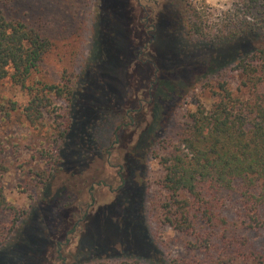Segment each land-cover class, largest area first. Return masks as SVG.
Masks as SVG:
<instances>
[{
  "label": "trees",
  "instance_id": "1",
  "mask_svg": "<svg viewBox=\"0 0 264 264\" xmlns=\"http://www.w3.org/2000/svg\"><path fill=\"white\" fill-rule=\"evenodd\" d=\"M181 1L180 8L145 12L148 40L132 47L123 36L125 13L119 0H98L94 22L86 21L91 46L86 61L74 63V78L67 74L61 85H42L41 90L66 104L57 114V135L40 149L44 162L53 160L40 198L22 209L6 199L0 185V212L10 216L0 238V264H42L48 242L55 248L50 264H264V251L247 237L231 236L225 217L216 213L218 194L237 186L242 224L264 229V0H237L217 18ZM11 3L0 0V80L30 91L28 82L51 41L16 15ZM156 41L164 52H149ZM203 50H209L203 57L191 55ZM129 55L152 68L146 99L150 110L137 102L102 136L98 120L109 107L108 79ZM213 76L217 84L211 106L198 105L185 115L178 132L164 136L188 90ZM235 76L248 97L229 87ZM42 101L33 96L22 105L0 102V116L7 120L20 110L35 125L42 117ZM94 143L101 147V157L93 154ZM5 147V137H0V165ZM150 151L162 171L164 221L191 237L186 242L194 251L191 257L171 256L148 226ZM102 190L106 198L99 197ZM81 226L92 229L89 246L74 241Z\"/></svg>",
  "mask_w": 264,
  "mask_h": 264
},
{
  "label": "rangeland",
  "instance_id": "2",
  "mask_svg": "<svg viewBox=\"0 0 264 264\" xmlns=\"http://www.w3.org/2000/svg\"><path fill=\"white\" fill-rule=\"evenodd\" d=\"M188 1L201 8L209 17L217 18L223 10L231 8L237 0ZM97 2L98 0H12L11 5L16 15L37 26L51 41L50 50L44 55L38 70L33 72L28 82L31 86L30 91L20 88L9 79L0 80V102L15 100L22 105L33 96L43 97L42 117L35 125L30 124L20 110L12 112L7 120L0 116V137H5L6 145L3 165H0V185L6 199L19 208L30 209L33 200L40 198L41 188L49 178L50 167L53 163V160L44 162L40 149L42 146H49L50 138L57 135L60 120L57 114L63 113L66 104L64 99L58 98L54 93H45L41 90L42 85L43 83L61 85L62 78L67 74L74 78L78 72V67L76 68L74 63L79 61L83 64L86 61L91 48L90 44L86 43L88 35L86 21L90 18V24L94 22L98 10ZM119 2L125 13L122 17L123 36L127 43L133 45L132 47L148 40V27L146 28L144 24L145 12L152 14L164 6L171 5L180 8L184 4L181 0H119ZM155 50L164 52L163 47H160L157 41L149 45L150 53L153 54ZM208 52L209 50L197 51L191 55L200 58ZM124 60L108 79L109 107L108 109L105 107L104 115L98 120L102 126L100 130L102 136L108 135L113 127V121L119 119L126 108L135 106L137 102H141L140 105L144 106L145 111L150 110L146 99L152 77L151 66L146 61H139L133 55ZM214 76L209 80L206 78L198 80L188 90L180 105L171 114L166 131L163 133L164 136L178 132L185 121V115L194 111L198 105L206 108L211 106L214 102L211 90L216 88L217 84ZM229 87L241 98L249 96L247 88L242 86L237 76L229 78ZM93 146L96 149L93 154L98 153L100 156L101 147L97 143ZM146 165L145 206L148 226L155 236L164 240L163 247L171 256L181 259L191 257L194 251L186 248V242L191 237L176 232L164 221L165 210L162 204L166 199V191L161 187L162 171L157 159L152 158V151L146 156ZM4 167L6 170L3 169ZM106 195L102 190L99 197L106 198ZM218 197L216 213L225 217L226 232L231 236L247 237L254 248L264 251V229L246 228L242 224L243 209L237 186L231 190L221 191ZM9 226L10 216L0 212L1 239L7 233ZM217 229L221 230L220 227ZM10 234L12 236L13 233ZM74 241L83 246L91 245L93 242L91 227L81 226L79 235ZM44 248L46 251H42L40 263L50 264L55 248L49 242Z\"/></svg>",
  "mask_w": 264,
  "mask_h": 264
}]
</instances>
